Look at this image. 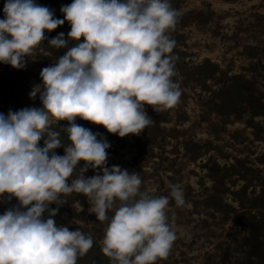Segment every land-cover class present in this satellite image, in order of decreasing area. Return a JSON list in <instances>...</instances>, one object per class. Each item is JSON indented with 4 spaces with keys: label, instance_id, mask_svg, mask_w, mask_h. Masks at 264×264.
I'll return each instance as SVG.
<instances>
[{
    "label": "rangeland",
    "instance_id": "rangeland-1",
    "mask_svg": "<svg viewBox=\"0 0 264 264\" xmlns=\"http://www.w3.org/2000/svg\"><path fill=\"white\" fill-rule=\"evenodd\" d=\"M0 264H264V0H0Z\"/></svg>",
    "mask_w": 264,
    "mask_h": 264
},
{
    "label": "trees",
    "instance_id": "trees-1",
    "mask_svg": "<svg viewBox=\"0 0 264 264\" xmlns=\"http://www.w3.org/2000/svg\"><path fill=\"white\" fill-rule=\"evenodd\" d=\"M69 136V134L66 132V130H63L61 129L59 131V138L62 142L65 141V138ZM8 139L11 141L12 144H14L17 148H20L21 146L25 145L26 142H27V139L25 137V133L23 132V127L21 125H16V127H12L8 130ZM58 154L64 158V151L62 150H59ZM42 171L41 170V176H42ZM47 177H43L45 178L46 181L48 182H52V186L53 188H55V186H61V187H64L65 184H61L59 182V179L56 177V176H53V178L51 177H48L49 176V173H47ZM70 191L66 190L64 192V195H67L69 194Z\"/></svg>",
    "mask_w": 264,
    "mask_h": 264
}]
</instances>
